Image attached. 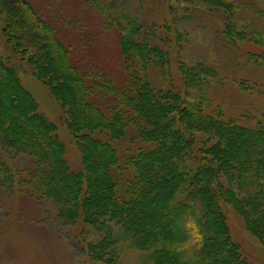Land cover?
Segmentation results:
<instances>
[{"label":"trees","instance_id":"trees-1","mask_svg":"<svg viewBox=\"0 0 264 264\" xmlns=\"http://www.w3.org/2000/svg\"><path fill=\"white\" fill-rule=\"evenodd\" d=\"M126 2L91 0L120 35L125 80L114 84L108 78L85 82L68 63L69 47L29 2L0 0V29L8 45L0 52V184H13L3 162L6 147L27 153L36 164L33 191L54 203L60 217L96 229L87 249L98 261L110 264L125 243L145 251L149 264H253L231 238L225 205L237 209L264 246V115L241 124L190 102L183 87L201 88L216 72L201 64L177 65L183 87L174 84L170 50L161 37L167 28L142 22ZM203 2L231 7L227 0ZM43 38L59 52L55 68L36 57L40 44L48 47ZM24 58L60 102L63 91L73 88V102H61L67 130L84 158L105 150L103 162L86 158L83 169H70L54 124L20 84L17 68ZM13 90L23 102L19 107L10 100ZM198 132L210 139L197 141ZM224 151L231 154L225 157ZM192 234L197 247L187 254L181 244Z\"/></svg>","mask_w":264,"mask_h":264},{"label":"rangeland","instance_id":"rangeland-1","mask_svg":"<svg viewBox=\"0 0 264 264\" xmlns=\"http://www.w3.org/2000/svg\"><path fill=\"white\" fill-rule=\"evenodd\" d=\"M26 1L69 47L68 63L75 65L85 82L108 78L114 84L124 83L119 32L98 13L91 0ZM126 1L142 22L157 29L167 28L168 31H161V37L170 50L173 64L170 77L174 84L182 85L177 65L195 68L201 64L216 72L217 75H212L215 80L207 78L205 87L181 86L190 102L202 105L208 112H222L226 118L239 119L241 124L264 115V0H227L230 8H211L203 0ZM43 39L48 47L46 43L40 44L36 57L55 68L53 63L57 65L55 55L59 52L50 47L49 39ZM4 48L8 45L0 29V52ZM17 69L21 70L20 84L31 94L39 111L54 124L64 142L70 169H83L86 158L89 162H103L105 150L101 153L92 150L84 158L78 149V139L67 130L65 107L61 102L64 99L73 102V88L63 91L60 102L57 91L32 73L27 58L18 63ZM14 94L13 90L10 100L19 107L23 102H17ZM196 134L197 141L210 139L207 132ZM8 148L3 162L13 172V184H0V264H109L92 258L87 249L88 242L97 239L96 229L83 224L81 219L71 223L60 217L54 203L33 191L37 186L31 174L35 160L25 152ZM230 154L224 151L225 157ZM91 184L97 186L96 180L92 179ZM87 195L91 198L94 192ZM225 213L231 238L239 245L242 258L253 264H264V246L246 227L237 209L227 203ZM158 234L162 232L159 230ZM196 247L194 234L188 243L181 244L187 254ZM118 251V257L110 264H149L145 251L125 243Z\"/></svg>","mask_w":264,"mask_h":264}]
</instances>
